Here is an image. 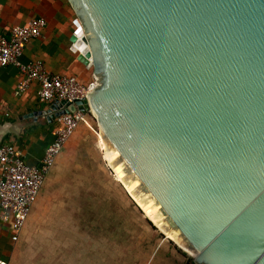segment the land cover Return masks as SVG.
Masks as SVG:
<instances>
[{"label":"water","instance_id":"1","mask_svg":"<svg viewBox=\"0 0 264 264\" xmlns=\"http://www.w3.org/2000/svg\"><path fill=\"white\" fill-rule=\"evenodd\" d=\"M69 1L97 85L46 112L91 113L198 264H264V0Z\"/></svg>","mask_w":264,"mask_h":264},{"label":"rangeland","instance_id":"2","mask_svg":"<svg viewBox=\"0 0 264 264\" xmlns=\"http://www.w3.org/2000/svg\"><path fill=\"white\" fill-rule=\"evenodd\" d=\"M43 190L56 193L70 212L61 230L54 227L62 215L37 225L31 213L20 243H29L27 255L35 264H198L197 255L182 250L150 221L109 166L93 116L90 126L77 128Z\"/></svg>","mask_w":264,"mask_h":264},{"label":"crops","instance_id":"3","mask_svg":"<svg viewBox=\"0 0 264 264\" xmlns=\"http://www.w3.org/2000/svg\"><path fill=\"white\" fill-rule=\"evenodd\" d=\"M38 17L45 18L48 26L42 37L26 46L24 61L42 60L52 74L77 75L84 83L92 82L95 79L94 70L79 61L71 49L75 19L78 17L69 0H0V35H7L13 27L25 25ZM21 79L22 74L15 66L0 68V145L13 144L30 165H40L61 127L53 117L60 110L46 112L54 103L39 100V84L36 82L27 93L17 95ZM44 186L33 207L31 223L53 222L62 215V220L59 218L58 223H53L55 230H61L68 224L66 217L70 208L63 202H57L61 198L52 191H44ZM27 232L25 228L20 239L14 241L11 222L4 219V212L0 209V263L35 264L27 255L29 243L26 247L20 243Z\"/></svg>","mask_w":264,"mask_h":264},{"label":"built area","instance_id":"4","mask_svg":"<svg viewBox=\"0 0 264 264\" xmlns=\"http://www.w3.org/2000/svg\"><path fill=\"white\" fill-rule=\"evenodd\" d=\"M79 18L75 19L76 29L71 42L72 51L79 57L84 54L86 35ZM48 21L43 17L33 18L25 25L13 27L9 34L0 35V68L12 65L19 69L22 79L16 94L24 95L36 82L39 84L38 97L41 102L66 101L65 106L77 105L88 98L96 87V78L84 83L77 75H56L50 73L44 61H24L26 46L43 36ZM64 106V107H65ZM91 113L81 110L63 114L56 118L61 127L56 132L55 141L48 146L40 165H30L19 149L10 143L0 145V209L4 219L11 222L13 240L18 241L23 233L33 207L67 143L81 123L90 126ZM7 264V263H0Z\"/></svg>","mask_w":264,"mask_h":264},{"label":"bare ground","instance_id":"5","mask_svg":"<svg viewBox=\"0 0 264 264\" xmlns=\"http://www.w3.org/2000/svg\"><path fill=\"white\" fill-rule=\"evenodd\" d=\"M88 46V51H90V47ZM90 54L92 52L90 51ZM90 61H93L92 58ZM101 131V130H100ZM102 137V136H101ZM104 144H105V151H106V156L108 159V154H107V147H106V141L102 137ZM109 166L113 169V171L116 173V175L119 177V179L122 181V183L127 187L129 190L130 194L133 196V198L136 200L138 205L141 207V209L148 215V218L150 221L165 235H167L169 238H171L174 242H176L179 246L191 251L195 255H198L197 251L193 249L189 244L180 238H178L175 234H173L166 226H164L158 219L157 217L151 212V210L145 205V203L139 198V196L133 191V189L127 184V182L121 177V175L115 170V168L112 166L110 161L108 160Z\"/></svg>","mask_w":264,"mask_h":264},{"label":"trees","instance_id":"6","mask_svg":"<svg viewBox=\"0 0 264 264\" xmlns=\"http://www.w3.org/2000/svg\"><path fill=\"white\" fill-rule=\"evenodd\" d=\"M179 246V245H178ZM182 250H184L185 252H187V253H189L190 255H192V256H196L194 253H192L191 251H189V250H187V249H185V248H183V247H181V246H179Z\"/></svg>","mask_w":264,"mask_h":264}]
</instances>
